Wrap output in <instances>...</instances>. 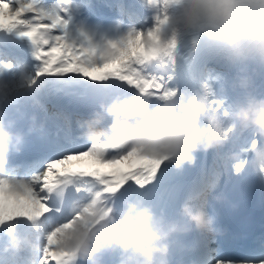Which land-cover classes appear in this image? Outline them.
I'll return each instance as SVG.
<instances>
[{
	"label": "snow or ice",
	"instance_id": "snow-or-ice-1",
	"mask_svg": "<svg viewBox=\"0 0 264 264\" xmlns=\"http://www.w3.org/2000/svg\"><path fill=\"white\" fill-rule=\"evenodd\" d=\"M142 2L151 12L142 26L131 27L119 40L100 47L82 29L79 36L73 35L74 0H0V32L29 40L34 60L28 70L0 62V107L16 114L17 129L27 128L16 112L26 106L51 123L50 129L35 133L37 150L24 156L33 143L31 134L23 151L13 153L8 173L0 174V227L31 223L43 240L26 252L25 264H75L60 249V237L86 214L119 212L130 199L175 214L185 199H199L222 180L241 175L234 171L230 155L249 143L244 136L203 153L198 177L184 184L175 181L181 172L162 159L136 149L118 150L81 134L82 122L115 96L143 93L156 100L177 87L213 86L222 80L212 67L221 53L195 42L181 47L174 35L165 40L166 18L148 7L149 0ZM64 98L83 100L88 110L72 109L61 103ZM213 103L219 107L215 99ZM84 158L97 166H72ZM199 235V258H185L188 246L181 240L174 248V264H240L241 260L217 259L212 248L216 236ZM242 261L264 264L260 259Z\"/></svg>",
	"mask_w": 264,
	"mask_h": 264
},
{
	"label": "clouds",
	"instance_id": "clouds-1",
	"mask_svg": "<svg viewBox=\"0 0 264 264\" xmlns=\"http://www.w3.org/2000/svg\"><path fill=\"white\" fill-rule=\"evenodd\" d=\"M148 7L166 18L165 40L174 35L181 47L195 42L218 51L238 71L223 78V96L204 84L177 87L156 100L143 93L115 96L82 122L81 134L162 159L181 173L197 165L199 153L244 136L249 143L230 155L233 169L264 181V92L248 71V65L264 68V0H149ZM229 89L237 93L235 99L229 98ZM42 127L32 116L26 129H17L12 113L0 107V174L8 173L13 153L22 152L28 136ZM224 199L208 191L199 199H185L175 214L130 199L119 212L86 214L61 234L59 247L75 264H105L106 258L114 264H174V248L183 237L220 234L217 215L209 209ZM27 224L31 231H22L19 222L0 227L6 253L21 255L43 243L36 225Z\"/></svg>",
	"mask_w": 264,
	"mask_h": 264
},
{
	"label": "bare ground",
	"instance_id": "bare-ground-1",
	"mask_svg": "<svg viewBox=\"0 0 264 264\" xmlns=\"http://www.w3.org/2000/svg\"><path fill=\"white\" fill-rule=\"evenodd\" d=\"M120 1V0H113ZM131 1V6L128 2ZM126 7H123L125 12L121 14H115V9H112L110 6H106L102 0H74V4L77 6L76 10L73 12V21H72V30L74 36H79V30H83L88 35L91 36L92 42L96 45H99L100 47H104L108 41H113L114 38L119 40L121 37H123L124 33L131 28V25L129 24L128 20H132L134 23L137 19V24L144 21L145 17H150L151 12L145 7L142 2V0H125ZM130 7H133L132 10ZM130 9V10H129ZM142 15V17H140ZM126 16L129 17V19H125ZM149 23H151V20L149 19ZM136 24V25H137ZM6 37L9 39H13L16 43H19L24 49L28 50L31 57L29 58V61L26 63L24 61L22 64L18 65L24 66L25 70H28L31 68L32 64L34 63L33 60V48L31 45V42L29 40L20 39L16 34H9L6 32H0V37ZM81 41H83V37H80ZM5 62V61H2ZM235 70L238 71V68L233 63L231 64ZM18 67V68H19ZM115 67L114 65L110 66V68ZM213 68L215 67H225L224 63L220 60H218L217 63L212 65ZM107 70V69H106ZM228 71V69H226ZM248 71L249 73L253 74L255 77V82L257 85V88L259 91L264 92V68L258 69L255 65H248ZM263 81V82H261ZM182 86L184 85V81L181 80ZM216 92L218 95L223 96L224 93L221 91V88L217 86V83L214 85ZM228 96L230 99H234L232 96V91L229 89ZM63 104L70 106L72 109H79L80 111H87V105L86 102L83 100H78L76 98H64ZM32 111L35 113H38L41 115L38 110L32 108ZM50 111V110H49ZM203 159V153L198 154V162L195 167H188L186 168L182 173L176 174V177L182 176L183 178L187 179L190 183L193 179L197 178L199 175V168H200V162ZM73 167L76 168H91L96 167L97 165L93 160L90 158H84L82 161H73L72 164ZM126 167V165L121 166ZM210 212H212V209H209ZM29 226V225H28ZM20 227L22 231H31V229H28L26 227V223L21 222ZM3 236V233L0 232V237ZM191 238L194 240L195 244L197 245V241L200 239V235L198 233H191ZM4 239H0V264H25L23 257L26 253H23L21 255H13L10 253H6L4 251ZM212 247L216 248V252L214 255H222L221 253V247L222 244L219 241V237L216 236V242L213 243ZM27 252V251H26ZM233 260V259H228ZM261 260H264L262 258ZM15 261V263H13ZM240 264H245L244 261H240Z\"/></svg>",
	"mask_w": 264,
	"mask_h": 264
},
{
	"label": "rangeland",
	"instance_id": "rangeland-1",
	"mask_svg": "<svg viewBox=\"0 0 264 264\" xmlns=\"http://www.w3.org/2000/svg\"><path fill=\"white\" fill-rule=\"evenodd\" d=\"M101 1V0H100ZM136 1V0H135ZM107 6V5H106ZM144 8H145V5H144ZM149 10V9H148ZM150 11V10H149ZM151 15V14H150ZM140 17H142V15L140 16ZM125 19H129V17L128 16H126V18ZM129 21V24L131 25V27H141L142 26V23H143V21L139 24H137L136 22H137V19H136V21L133 23L132 22V20H128ZM137 24V25H136ZM127 32H125L124 33V35L126 34ZM123 35V36H124ZM117 39H115L114 38V40L113 41H116ZM221 60H222V62L224 63V65H225V67H215V68H213V70H214V72L216 73V74H218V75H220L221 77H222V80H223V78H230V77H233L235 74H236V72H237V70H235L234 68H233V66H231V62L227 59H225V57L224 56H222L221 58H220ZM226 69H228V71H226ZM263 77H264V73H263ZM222 80L221 81H218L217 82V86L218 87H220L221 88V84H222ZM264 81V80H263ZM263 81H261V82H263ZM236 95H237V93H234V92H232V96H233V98L235 99V97H236ZM24 223H26V222H24ZM29 224H27L26 223V227L28 228V229H31V226L29 225ZM28 230L26 229V232H27ZM24 253H26V251L24 252ZM216 258L217 259H224L223 257H221V256H216Z\"/></svg>",
	"mask_w": 264,
	"mask_h": 264
}]
</instances>
